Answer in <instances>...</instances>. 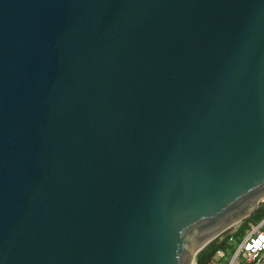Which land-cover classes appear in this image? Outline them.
Returning a JSON list of instances; mask_svg holds the SVG:
<instances>
[{
	"label": "water",
	"instance_id": "1",
	"mask_svg": "<svg viewBox=\"0 0 264 264\" xmlns=\"http://www.w3.org/2000/svg\"><path fill=\"white\" fill-rule=\"evenodd\" d=\"M263 200L264 0H0V264H193Z\"/></svg>",
	"mask_w": 264,
	"mask_h": 264
},
{
	"label": "built area",
	"instance_id": "2",
	"mask_svg": "<svg viewBox=\"0 0 264 264\" xmlns=\"http://www.w3.org/2000/svg\"><path fill=\"white\" fill-rule=\"evenodd\" d=\"M203 264H264V220L251 228L228 257L220 249Z\"/></svg>",
	"mask_w": 264,
	"mask_h": 264
},
{
	"label": "trees",
	"instance_id": "3",
	"mask_svg": "<svg viewBox=\"0 0 264 264\" xmlns=\"http://www.w3.org/2000/svg\"><path fill=\"white\" fill-rule=\"evenodd\" d=\"M264 220V200L259 207L244 220L235 230L230 229L202 249L195 257V264H203L210 260L217 250H223L225 255L232 254L252 227Z\"/></svg>",
	"mask_w": 264,
	"mask_h": 264
},
{
	"label": "rangeland",
	"instance_id": "4",
	"mask_svg": "<svg viewBox=\"0 0 264 264\" xmlns=\"http://www.w3.org/2000/svg\"><path fill=\"white\" fill-rule=\"evenodd\" d=\"M236 228H233V230H235ZM193 264H195V260L193 261Z\"/></svg>",
	"mask_w": 264,
	"mask_h": 264
},
{
	"label": "bare ground",
	"instance_id": "5",
	"mask_svg": "<svg viewBox=\"0 0 264 264\" xmlns=\"http://www.w3.org/2000/svg\"><path fill=\"white\" fill-rule=\"evenodd\" d=\"M235 226H236V225H235ZM235 226H234V227H235Z\"/></svg>",
	"mask_w": 264,
	"mask_h": 264
}]
</instances>
